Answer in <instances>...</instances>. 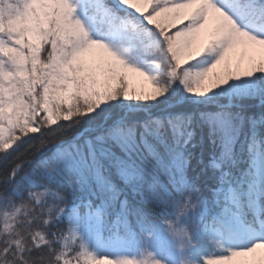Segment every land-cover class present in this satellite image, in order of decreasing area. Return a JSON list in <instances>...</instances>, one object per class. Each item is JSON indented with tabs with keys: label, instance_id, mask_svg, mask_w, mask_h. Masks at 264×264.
I'll return each instance as SVG.
<instances>
[{
	"label": "snow or ice",
	"instance_id": "snow-or-ice-1",
	"mask_svg": "<svg viewBox=\"0 0 264 264\" xmlns=\"http://www.w3.org/2000/svg\"><path fill=\"white\" fill-rule=\"evenodd\" d=\"M0 264H264V0H0Z\"/></svg>",
	"mask_w": 264,
	"mask_h": 264
},
{
	"label": "rangeland",
	"instance_id": "rangeland-1",
	"mask_svg": "<svg viewBox=\"0 0 264 264\" xmlns=\"http://www.w3.org/2000/svg\"><path fill=\"white\" fill-rule=\"evenodd\" d=\"M212 26H213V25L210 23L209 26H208L209 29H211ZM237 58H238V56H237V55H234V59H237ZM134 81H135L136 86H137L138 88H139L140 86H143V88H144L145 91H150V90H151V89L149 88V86H148L146 83H144L143 78L136 76V77L134 78Z\"/></svg>",
	"mask_w": 264,
	"mask_h": 264
}]
</instances>
